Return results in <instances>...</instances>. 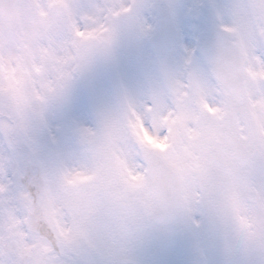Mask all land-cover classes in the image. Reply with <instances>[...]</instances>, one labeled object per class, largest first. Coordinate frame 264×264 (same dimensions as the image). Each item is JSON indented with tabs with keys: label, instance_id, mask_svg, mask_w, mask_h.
Listing matches in <instances>:
<instances>
[{
	"label": "snow or ice",
	"instance_id": "1",
	"mask_svg": "<svg viewBox=\"0 0 264 264\" xmlns=\"http://www.w3.org/2000/svg\"><path fill=\"white\" fill-rule=\"evenodd\" d=\"M12 5L33 7L31 0H0V44ZM64 8L65 23L43 45L60 62L34 61L22 106L11 102L0 71V220L20 224L47 182L57 194L59 227L42 223L40 241L31 229L13 234L0 224V264H264V140L253 125L241 120L234 128L235 141L250 147L230 173L214 165L207 185L192 183L179 198L153 193V156L135 132L139 120L149 133L169 136L165 122L197 86L209 90L208 108L223 107L231 83L219 49L204 38L206 26L249 14L250 64L264 71V19L250 14L248 0H64ZM160 18L174 25L171 36ZM145 41L156 59L139 89L121 76L112 97L93 91L87 104L78 103V86L91 88L101 64L117 67L125 45L143 57ZM16 46L9 41L0 53ZM256 88L264 94V77ZM77 176L88 182L72 184ZM234 183L242 190L236 207L223 195Z\"/></svg>",
	"mask_w": 264,
	"mask_h": 264
},
{
	"label": "rangeland",
	"instance_id": "2",
	"mask_svg": "<svg viewBox=\"0 0 264 264\" xmlns=\"http://www.w3.org/2000/svg\"><path fill=\"white\" fill-rule=\"evenodd\" d=\"M51 1V0H47ZM59 1V0H56ZM161 0H155L156 3H159ZM169 3L173 2V0H167ZM114 3H118L119 0H113ZM177 3H185V2H198V0H175ZM248 3L252 5V9L250 10L251 15H258L261 19H264V0H248ZM46 10V9H44ZM248 15L246 13L238 14V18L235 22L227 20L228 24H235L240 28V33L242 34V37L244 38V46L245 50L251 49V42L248 39L247 34L251 33L250 27H245V25H249V19ZM59 28L63 25V23L58 22ZM192 41H190L191 43ZM151 42L145 41L144 42V62L140 63L137 58L134 55V52L131 47L125 45L121 48L120 51V62L117 67H110L101 64L97 70L96 78L94 81V84L91 88L80 85L77 98L78 103L81 105H85L88 103V100L90 98V95L93 91L97 93H101L103 95L112 97L114 94V88L117 83L118 77H123L128 85L133 88L134 90L139 89L143 85L145 72L149 70L150 67V59H154L153 53L151 51ZM52 53V52H51ZM4 60L7 62L9 72L12 75L16 76V72H18V78H20V75L22 77H28L31 79V73H30V67H32V61H33V55L34 51L30 50L29 52L22 49H7L5 52L1 53ZM53 55V61L56 63H59V59ZM15 63L16 69L11 70L10 64ZM26 66V67H25ZM153 69H155V65H151ZM23 68H26V72L23 73ZM254 73L257 74V70H252ZM18 91V90H16ZM26 92H28V87H26ZM257 98L255 100V103L253 100L250 101L251 105V111L247 114V117L245 115H242V118H239V121L244 120L249 122L251 125H253L254 133H259V137L264 140V94H261L257 90ZM23 97H20V100L24 104L27 99V94H22ZM220 109H224V107H219ZM203 112V110H201ZM183 118L185 120L188 119L187 115H183ZM184 120V127L187 128V122ZM204 122L207 120L206 115L204 114V117L202 119ZM201 124L196 125V127H190V133L193 136H197V133H201L199 130L200 128H206L208 127V123L205 122L206 126ZM221 126L223 127V121H220ZM220 126V127H221ZM188 128V129H189ZM187 129V130H188ZM186 130V131H187ZM136 135L143 146L148 145V138H152L154 135L149 133V131L143 127V125L139 122V120L136 123V129H135ZM205 132V131H204ZM206 133V132H205ZM178 137H181V133H178ZM209 137H203L202 139L198 140H191L187 142L182 150L184 153V158L182 160V163L180 164V172H182V179H183V190L184 194L189 190L192 183H203L207 185L210 181V171H209V158L208 154L210 151L209 143H208ZM195 153H199V155L195 156ZM228 161V160H227ZM201 163V164H200ZM201 165L202 169L198 166ZM228 163V171L231 172V165ZM73 178L82 179L83 181H88V177L85 176H77ZM138 184L142 186L143 182L138 181ZM223 195L226 197V199L231 203L233 207L239 206L241 203V195L242 190L238 183L232 184L224 193ZM58 206H57V195H56V221L55 225L59 227L58 223ZM190 259V256H183L182 260L187 261Z\"/></svg>",
	"mask_w": 264,
	"mask_h": 264
},
{
	"label": "flooded vegetation",
	"instance_id": "3",
	"mask_svg": "<svg viewBox=\"0 0 264 264\" xmlns=\"http://www.w3.org/2000/svg\"><path fill=\"white\" fill-rule=\"evenodd\" d=\"M7 94L9 96L8 91H7ZM42 190H43V195L41 197L39 205L33 206L31 202L29 201L27 204V207H29L30 211L28 212L26 216H24V219L22 220V222H28L29 226H32V227H36L38 225V221H39L40 214H41V203H44L47 193L49 191V189L46 187V183H44ZM22 214L23 213H20V215ZM7 222H9V219L7 221L0 220L1 224L7 223Z\"/></svg>",
	"mask_w": 264,
	"mask_h": 264
},
{
	"label": "water",
	"instance_id": "4",
	"mask_svg": "<svg viewBox=\"0 0 264 264\" xmlns=\"http://www.w3.org/2000/svg\"><path fill=\"white\" fill-rule=\"evenodd\" d=\"M164 23L166 24L168 22L165 21ZM156 165L157 166H154V169H155V181L158 182L157 186L164 189V190L169 191V183H168V181L165 180L168 170L165 167L161 166V162H159L158 160H156ZM155 188L156 187L154 185L153 186L154 191H156ZM169 194H171L170 197H172V198H179V195L177 196V193L173 190Z\"/></svg>",
	"mask_w": 264,
	"mask_h": 264
}]
</instances>
